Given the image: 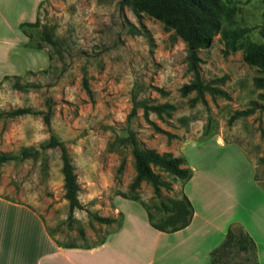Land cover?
I'll use <instances>...</instances> for the list:
<instances>
[{
  "label": "rangeland",
  "instance_id": "obj_1",
  "mask_svg": "<svg viewBox=\"0 0 264 264\" xmlns=\"http://www.w3.org/2000/svg\"><path fill=\"white\" fill-rule=\"evenodd\" d=\"M33 1L35 10L30 6L29 20L23 23L38 19L40 30L50 32L59 46L43 42L30 54V62L43 69L0 83V113L5 114L0 120V154L39 151L37 159L2 167L0 196L35 209L61 244L97 245L109 229L95 222L88 210L109 217L119 204L125 215L144 216L142 204L155 212L162 201L182 197L183 181L160 168L154 170L167 184L161 199L147 183L134 193L138 202L121 196L133 195L130 186L136 176L131 148L119 146L133 100L171 104L174 110L161 117L150 113L149 121L137 108L132 129L147 148L160 153L172 149L186 160L193 180L185 184V193L194 208L219 229L246 230L259 257L253 263L264 264V88L255 86L261 74L244 62V51H227L217 35L210 48L199 52L201 76L209 90L226 96L209 90L203 99L197 92L185 96L182 87L194 80L186 43L162 21L136 15L130 7L121 9V0ZM19 2L18 10L28 12L25 2ZM227 5L231 10L224 27L244 28L247 41L264 44V0H228ZM19 34L22 37L21 30ZM16 82L42 87L21 92L14 88ZM20 108L44 113L51 109V132L42 115H6ZM51 135L65 143L78 175L85 209L74 212L72 225L61 151L41 148ZM2 219L7 230H18L12 216L1 213ZM81 228L85 240L79 236ZM213 239L218 248L226 236ZM222 262L245 264V255L232 249Z\"/></svg>",
  "mask_w": 264,
  "mask_h": 264
},
{
  "label": "trees",
  "instance_id": "obj_2",
  "mask_svg": "<svg viewBox=\"0 0 264 264\" xmlns=\"http://www.w3.org/2000/svg\"><path fill=\"white\" fill-rule=\"evenodd\" d=\"M227 3L228 0H121L119 5L121 9L130 7L136 15L147 14L162 21L167 30L174 31L175 35L186 43L188 70L194 74V80L192 83L184 85L181 92L185 96L191 92H197L199 97L203 99L204 92L208 91L209 88L205 85L201 76L199 52L210 48L217 35L222 36L227 51H244V62L249 66L256 67L261 74L254 79L255 86L264 88V44L247 41L246 34L248 30L244 28L226 29L224 27L231 10ZM39 25L38 19L34 23L26 22L20 25L22 34L28 39L25 47L36 50L41 49L44 42L57 48L59 46L57 40L50 32L41 31ZM261 34L264 37V26ZM85 85L87 86V81H85ZM41 87L38 84H21L19 82L14 84V88L21 92H28ZM157 91L163 93L162 90ZM209 91L226 96L225 92L215 88H210ZM133 103L134 108L128 117L125 128L122 130L124 137L119 140V146H129L131 148L136 176L130 186L133 195L122 194L121 196L127 200L138 202L139 198L134 193L140 189L143 183H147L152 186L155 197L161 199L162 189L166 188L167 184L163 181L162 176L155 172V168L166 171L173 177L183 181L184 184L193 178V170L185 167L186 160L183 157H175L172 153H160L155 149L147 148L138 139L131 127L132 119L137 115V108L143 110L145 119L149 121L150 113L161 117L163 114L174 110V106L171 104L152 105L147 101L137 102L136 100H133ZM6 115L12 118L25 115H42L45 125L51 132V109L44 113L31 108H20ZM4 116L5 114L0 113V120ZM159 131L165 133L162 130ZM41 148L43 150L59 148L61 151L64 197L69 203V222L72 225L76 221L74 212L85 208L79 200L81 188L70 152L65 143L55 135H51L50 139L41 145ZM38 156L39 151L32 148H24L17 155L11 153L0 154V179L2 176L1 169L5 164L30 158L37 159ZM124 166L125 162L121 164L120 171ZM142 206L147 212L150 225L156 230L168 234L187 228L191 224L195 213L191 201L184 193L179 199L168 202L162 201L155 212L146 204H142ZM87 213L95 222L102 225H112L121 221L112 217H103L90 210ZM157 213L160 214L158 218L156 217ZM79 236L82 240L86 239L84 229H79ZM104 241L105 239L97 245L103 244ZM61 246L67 249L79 247L75 244H62ZM90 247L92 246H84L87 249ZM232 249H236L238 253L245 255V264H254V258H257L255 242L245 231L232 229L228 231L225 241L211 253V264H223L224 256Z\"/></svg>",
  "mask_w": 264,
  "mask_h": 264
},
{
  "label": "crops",
  "instance_id": "obj_3",
  "mask_svg": "<svg viewBox=\"0 0 264 264\" xmlns=\"http://www.w3.org/2000/svg\"><path fill=\"white\" fill-rule=\"evenodd\" d=\"M19 1L0 0V83L5 78L44 68H36L30 62V54L36 51L25 47L28 39L19 34L20 25L29 20L30 6L32 12L36 6L33 0H23L28 12L20 11ZM165 152L181 157L172 149H164L162 153ZM185 184L181 190L193 205L191 197L185 193ZM118 205L109 217L118 219L121 214L122 222L107 225L108 235L103 244L88 249L80 246L67 249L61 246L59 238L50 232L35 209L0 196V212L16 219L18 229L7 230L3 219L0 220V264H211V253L218 246V237L215 241L213 236L228 233L219 229L213 219L199 213L194 205L191 224L170 234L153 228L147 212L144 216L141 213L140 216L125 215ZM258 258L257 255L259 261Z\"/></svg>",
  "mask_w": 264,
  "mask_h": 264
}]
</instances>
